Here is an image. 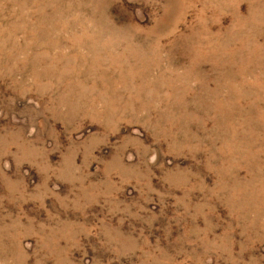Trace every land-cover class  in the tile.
<instances>
[{
	"label": "rangeland",
	"instance_id": "374dc122",
	"mask_svg": "<svg viewBox=\"0 0 264 264\" xmlns=\"http://www.w3.org/2000/svg\"><path fill=\"white\" fill-rule=\"evenodd\" d=\"M0 264H264V0H0Z\"/></svg>",
	"mask_w": 264,
	"mask_h": 264
}]
</instances>
